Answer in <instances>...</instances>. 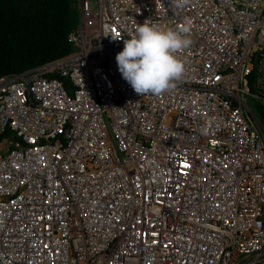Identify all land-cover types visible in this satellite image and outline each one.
Wrapping results in <instances>:
<instances>
[{
    "label": "built area",
    "instance_id": "1",
    "mask_svg": "<svg viewBox=\"0 0 264 264\" xmlns=\"http://www.w3.org/2000/svg\"><path fill=\"white\" fill-rule=\"evenodd\" d=\"M80 3L69 53L0 77V264H264V121L247 101L264 110V0ZM145 20L190 22L160 96L116 62Z\"/></svg>",
    "mask_w": 264,
    "mask_h": 264
},
{
    "label": "trees",
    "instance_id": "2",
    "mask_svg": "<svg viewBox=\"0 0 264 264\" xmlns=\"http://www.w3.org/2000/svg\"><path fill=\"white\" fill-rule=\"evenodd\" d=\"M78 0H0V77L60 58L79 20Z\"/></svg>",
    "mask_w": 264,
    "mask_h": 264
},
{
    "label": "clouds",
    "instance_id": "3",
    "mask_svg": "<svg viewBox=\"0 0 264 264\" xmlns=\"http://www.w3.org/2000/svg\"><path fill=\"white\" fill-rule=\"evenodd\" d=\"M80 4L78 0L80 20L73 31L81 22ZM170 4L175 9H183L190 4V0H170ZM189 27L190 22L185 21V24L177 29H162L145 20L142 25L137 26L131 38L123 41L124 47L117 53L116 62L122 78L130 84L136 94L160 96L175 88L176 82L182 79L185 72L184 63L177 53L188 49L192 44L187 35ZM105 33V36H111L113 41L121 39L119 34L113 35L110 28L105 29Z\"/></svg>",
    "mask_w": 264,
    "mask_h": 264
},
{
    "label": "rangeland",
    "instance_id": "4",
    "mask_svg": "<svg viewBox=\"0 0 264 264\" xmlns=\"http://www.w3.org/2000/svg\"><path fill=\"white\" fill-rule=\"evenodd\" d=\"M78 15H79V10H78ZM79 20H80V16H79ZM250 88L254 93L257 92L255 77L251 78ZM247 101L249 102L253 110L257 113V115L264 121V110L262 106L259 107V103L257 102V100L252 99L251 96H248ZM2 138L14 139L15 135L11 132H7L3 135Z\"/></svg>",
    "mask_w": 264,
    "mask_h": 264
}]
</instances>
